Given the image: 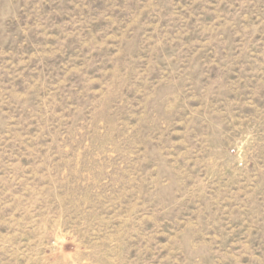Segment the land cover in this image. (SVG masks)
Segmentation results:
<instances>
[{"label":"rangeland","instance_id":"374dc122","mask_svg":"<svg viewBox=\"0 0 264 264\" xmlns=\"http://www.w3.org/2000/svg\"><path fill=\"white\" fill-rule=\"evenodd\" d=\"M0 264H264V0H0Z\"/></svg>","mask_w":264,"mask_h":264}]
</instances>
